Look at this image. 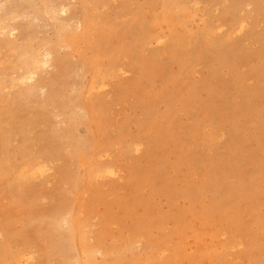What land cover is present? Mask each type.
I'll return each instance as SVG.
<instances>
[{
    "label": "rangeland",
    "instance_id": "1",
    "mask_svg": "<svg viewBox=\"0 0 264 264\" xmlns=\"http://www.w3.org/2000/svg\"><path fill=\"white\" fill-rule=\"evenodd\" d=\"M0 264H264V0H0Z\"/></svg>",
    "mask_w": 264,
    "mask_h": 264
},
{
    "label": "bare ground",
    "instance_id": "2",
    "mask_svg": "<svg viewBox=\"0 0 264 264\" xmlns=\"http://www.w3.org/2000/svg\"><path fill=\"white\" fill-rule=\"evenodd\" d=\"M173 6V5H172ZM65 11V10H64ZM49 56V55H48ZM47 59V58H46ZM45 60V59H44ZM35 61H33V63H34ZM45 63L46 62H40V61H36L35 63H34V65H36V67H43V66H45ZM33 67V66H32ZM35 67V66H34ZM35 70H37V69H35ZM122 70V69H121ZM32 71H33V69H32ZM34 75V74H33ZM4 76V75H3ZM29 77V76H28ZM30 77H31V75H30ZM31 78H29V80H30ZM136 148H137V146H136ZM135 148V149H136ZM110 172V171H109ZM108 172V173H109ZM80 225V224H79ZM206 241V240H205ZM207 242V241H206ZM24 256V255H23ZM22 257V256H21ZM21 257H18L19 259L21 258ZM27 257V256H26ZM17 258V259H18ZM32 258V257H31ZM28 259V258H27ZM30 259V258H29ZM21 261V260H20ZM61 261H63L62 260V258H61Z\"/></svg>",
    "mask_w": 264,
    "mask_h": 264
}]
</instances>
